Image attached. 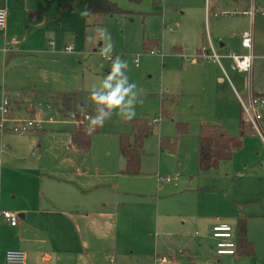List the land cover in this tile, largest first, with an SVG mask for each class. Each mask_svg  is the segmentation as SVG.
Here are the masks:
<instances>
[{
  "label": "rangeland",
  "instance_id": "obj_1",
  "mask_svg": "<svg viewBox=\"0 0 264 264\" xmlns=\"http://www.w3.org/2000/svg\"><path fill=\"white\" fill-rule=\"evenodd\" d=\"M110 1L126 13L85 16L82 8L67 13L60 11L58 0H39L38 11L43 15L42 23L47 24L44 45L39 37L41 31L31 32L28 41L19 45L16 33H22L15 31L13 20L8 23L7 37L0 34V106L6 96V120L43 124L34 132H4L0 136H9L18 144L34 140L44 157L52 159L58 152V143L63 148L71 145L69 135L75 127L70 117L64 119L57 110L61 96L98 90L113 60L119 57L126 61L123 71L129 82L136 84L137 102L131 119H146L153 132L143 143L137 175L120 174L119 136L131 133V129L129 119L118 110L105 119L99 132L91 134L86 154L70 151L88 174L101 173L107 202L112 200L109 190L113 184L129 191L126 203L119 206L118 232L111 240L117 252H109L94 264H111L110 255L113 264H156V260L169 257L180 264H190L187 255L191 264H264V142L246 134L228 170L220 165L216 170L199 172L196 165L197 136L202 124L221 126L232 136L240 134V107H231L222 95L226 86L231 90L233 85L240 87L244 76L227 69L233 85L223 73L226 83L220 85L215 78L218 63L192 61L198 52L195 48L207 40L208 24L202 22L201 15L196 18L198 14L192 9L199 0ZM256 3L264 6V0ZM222 11L234 13L228 9L214 14ZM238 17L220 16L217 20L233 21ZM105 33L111 36L110 54L104 52L109 43ZM11 38H15L13 46L18 43L17 54L13 46L3 51L4 43ZM51 41L53 47H49ZM150 51L156 55H149ZM101 54L111 61L101 59ZM252 78L254 82H264V60H256ZM163 103L169 116L162 114ZM261 113L264 131V109ZM49 119L54 122L49 123ZM179 123L187 126L186 133H178ZM85 126L94 128L91 121ZM161 139L175 143L174 152L161 149ZM30 156L36 158L35 152ZM159 177L175 181L177 188L163 186L160 192ZM225 205L234 206L235 219L246 218L253 257L214 256L211 221L216 219L215 211ZM110 207L106 204V208ZM166 221H170L167 227ZM234 221L217 222L234 229Z\"/></svg>",
  "mask_w": 264,
  "mask_h": 264
},
{
  "label": "crops",
  "instance_id": "obj_2",
  "mask_svg": "<svg viewBox=\"0 0 264 264\" xmlns=\"http://www.w3.org/2000/svg\"><path fill=\"white\" fill-rule=\"evenodd\" d=\"M63 1L65 0H58V4ZM38 2L39 0H1L0 9L6 14L5 28L0 31L1 36L7 37L8 23L13 20L12 24L17 29L15 31L22 33H16L19 45H24L31 37L30 33L36 31H41L39 37L44 45L47 24L42 23L43 15L38 11L40 10ZM255 6L264 8L257 4L256 0ZM249 8L250 0H218L210 4L208 10L205 2L202 4L199 0L192 8L198 14L196 18H200L201 15L202 22L205 20L208 24L207 40L201 41L195 51L202 47L212 48L221 56L222 63L219 64L221 70L217 67L215 74L220 85L226 83L225 77L230 85L232 83L227 74V69L232 71L231 62L226 58V54L231 52L243 56L249 53L240 44V36L244 31L251 30L253 35L251 53L254 61L251 76L255 70L256 60H264V17L256 15L250 18L244 15ZM228 9L233 10L239 16L238 19L220 21L213 16L214 12ZM45 16L47 17V14ZM195 36H198L196 30ZM18 47L16 43L11 48L15 49L13 53L17 54ZM231 88L233 92L226 86V92L222 96L231 107L238 108L240 107L238 99L247 95L244 81L240 87L236 88L233 85ZM251 89L253 94L264 97V82H254L252 78ZM89 100L90 97L85 98L86 103H89ZM59 102L56 105L57 110ZM16 109L20 110L21 106L17 105ZM70 151H76L80 155L87 152L78 151L70 144L68 148L65 145L63 148L58 143V152L53 154L52 159H46L43 150L34 140L29 139L18 144L12 142L9 136H0V208H2L0 211H7L19 217L16 227H10L0 216V264H5V253L8 251L24 252L26 264H94L98 258H104L109 252H117L111 240L116 231L118 232L119 206L126 203L129 191L123 190L119 184H113L109 190L112 200L107 202L102 192L106 191L104 189L106 185L101 179V173L88 174V169L85 170L77 156ZM31 152H35L36 158H31ZM119 158L121 171L123 160L120 155ZM230 161L221 163V167L224 166V169L228 170ZM174 182L173 180L169 184L158 182L159 191H162L163 186L177 188ZM106 204L111 207L106 208ZM215 212L218 214H213L216 219L211 221L214 223L211 231L213 226L223 224L218 222H233L235 219L234 206L225 205L222 210ZM169 225L170 221L164 223L166 227ZM112 256H108L111 264L114 263ZM187 257L191 264V258L188 255ZM156 264L180 263L169 257L168 260L163 258V261Z\"/></svg>",
  "mask_w": 264,
  "mask_h": 264
},
{
  "label": "trees",
  "instance_id": "obj_3",
  "mask_svg": "<svg viewBox=\"0 0 264 264\" xmlns=\"http://www.w3.org/2000/svg\"><path fill=\"white\" fill-rule=\"evenodd\" d=\"M138 3L141 0H129ZM82 8L85 16H105L125 14L126 11L118 7L117 4L109 0H65L60 4V11L74 12ZM90 97L89 103L85 98ZM264 98V97H263ZM103 107L97 105L91 98V94H65L59 102L58 112L67 119L74 115V119L79 121L81 116L88 115L87 125L91 117L99 114V109ZM162 114L169 116L166 103L162 104ZM131 133L119 136V155L123 160L122 175H137L140 172L141 151L144 140L152 134L153 127L146 119H129ZM82 126L74 127L70 131L71 146L78 151L86 152L90 147V137L94 132H99L100 126L86 128ZM178 133H186L187 126L179 123ZM246 134H251L247 125L240 115V134L232 136L223 128L217 125H201L197 136V156L196 165L199 172H208L218 169L221 163L230 161L232 155L238 151L243 144ZM160 148L174 152L175 143L166 139H161ZM235 236V259L254 256L253 244L247 238L246 218L238 216L234 226Z\"/></svg>",
  "mask_w": 264,
  "mask_h": 264
},
{
  "label": "built area",
  "instance_id": "obj_4",
  "mask_svg": "<svg viewBox=\"0 0 264 264\" xmlns=\"http://www.w3.org/2000/svg\"><path fill=\"white\" fill-rule=\"evenodd\" d=\"M218 0H204L206 9H209L210 4L216 3ZM231 15H236L235 13L229 14L227 12L213 14L215 18L220 16L228 17ZM244 15L253 18L256 15L264 17V8H257L255 6V0H250V8L244 13ZM6 14L3 9H0V31L5 28ZM15 39H11L9 42L4 43V52L8 46L13 44ZM253 43V35L251 30L244 31L240 36L241 47L247 50L249 53L243 56L236 55L234 53H227L226 58L231 62L230 68L232 71L244 75V84L246 87L247 95L244 98H239V105L241 109V114L243 121L247 125L251 134L259 137L264 142V132L261 126L262 110L264 109V98L259 95H255L251 89V71L253 67L254 57L251 53ZM53 42H49V46L53 47ZM69 50V49H68ZM67 50V51H68ZM149 55L155 56V51H150ZM221 56L216 53L212 48L206 49L204 47L200 48L197 55L192 59L193 62L197 60H206L211 62H216L220 64ZM101 59L105 61H111L110 57L101 54ZM8 99L5 96L2 99L0 106V135L4 132L16 133L18 135L26 134L29 132H34L40 130L43 122L28 120H6L5 115L8 111ZM70 120H73L75 127L85 125L88 121V115L81 116L79 121L74 119V115L70 116ZM157 120H155L156 122ZM49 123L54 121L49 119ZM10 125L7 126L6 124ZM158 182L163 184H169L172 182L170 178H158ZM0 216L8 223L10 227H16L19 222V217L16 214L0 211ZM211 237L213 239L214 246L213 252L214 256L218 258L222 257H234L235 255V236L234 230L227 224H217L213 226L211 231ZM112 259H110V262ZM158 261H163V259H158ZM5 264H26V255L21 251H8L5 253Z\"/></svg>",
  "mask_w": 264,
  "mask_h": 264
},
{
  "label": "clouds",
  "instance_id": "obj_5",
  "mask_svg": "<svg viewBox=\"0 0 264 264\" xmlns=\"http://www.w3.org/2000/svg\"><path fill=\"white\" fill-rule=\"evenodd\" d=\"M105 35L109 43L104 52L110 54L112 51L111 36L107 33ZM126 67V61L117 57L112 62L110 73L102 80L100 88L91 93L92 100L97 105L103 106L99 109V114L91 117L93 126H102L113 110H118L127 119L135 115L134 104L137 102V92L134 89L136 84L129 82L123 71Z\"/></svg>",
  "mask_w": 264,
  "mask_h": 264
}]
</instances>
